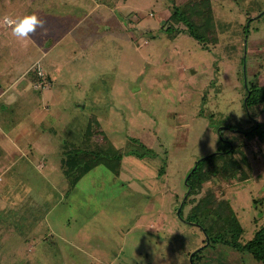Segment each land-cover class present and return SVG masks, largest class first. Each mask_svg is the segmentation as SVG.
Masks as SVG:
<instances>
[{
  "label": "rangeland",
  "instance_id": "1",
  "mask_svg": "<svg viewBox=\"0 0 264 264\" xmlns=\"http://www.w3.org/2000/svg\"><path fill=\"white\" fill-rule=\"evenodd\" d=\"M187 1L0 0V21H44L27 40L0 24V85L20 87L0 100V264H191L202 235L178 215L186 174L230 144L244 175L222 171L209 188L231 200L242 241L251 236L264 108L244 99L247 81L264 84V0H209L217 41L206 47L166 31L172 3ZM38 70L46 83L35 89ZM93 119L121 151L122 172L99 164L71 185L62 163L100 141L87 135ZM203 254V264H250Z\"/></svg>",
  "mask_w": 264,
  "mask_h": 264
},
{
  "label": "trees",
  "instance_id": "2",
  "mask_svg": "<svg viewBox=\"0 0 264 264\" xmlns=\"http://www.w3.org/2000/svg\"><path fill=\"white\" fill-rule=\"evenodd\" d=\"M210 9L209 0H190L183 4L173 2L171 14L166 20V23H169L166 31L169 35L184 32L204 47L216 43L214 17ZM262 14H264V10L257 17ZM179 23L184 25V29L174 27ZM247 31L245 28V32ZM245 88L244 106L260 104L264 108V84L260 86L255 81H247ZM257 128L258 126L254 125L253 130L255 131ZM252 131L247 130L245 134L252 135ZM93 134L100 140L94 144L93 148L88 151L70 150L63 160L62 166L65 168L66 175L72 176L69 177L71 178V185H74L89 169L99 164L106 166L114 174L121 175L122 153L109 143L104 130L94 119L90 121L87 127L88 137L90 138ZM219 134L221 133L219 132ZM260 136L261 139H264L263 133ZM235 152L236 149L230 144L225 151L216 150L201 156L186 174L185 185L188 190L180 204L178 215L180 218H184V222L197 226L202 235L201 245L188 253L191 255V264L204 263L203 251L205 249L212 256L217 251H224L231 257H237L236 260L240 259L243 263L244 257L247 260L245 261L250 264H264V221L258 224L259 220L264 218V197L252 199L251 203L255 211V216L252 219L253 224H257V226L252 230L251 236L242 241L245 227L238 219L231 200L219 196L212 188H209L208 181H211L214 176L229 170L232 171V177L236 176L238 171L243 172L240 164L234 158ZM216 161H221V166ZM222 171L223 173H221ZM205 183L208 186H206L203 196L184 217L183 208L188 196L198 193Z\"/></svg>",
  "mask_w": 264,
  "mask_h": 264
},
{
  "label": "clouds",
  "instance_id": "3",
  "mask_svg": "<svg viewBox=\"0 0 264 264\" xmlns=\"http://www.w3.org/2000/svg\"><path fill=\"white\" fill-rule=\"evenodd\" d=\"M4 21L10 28L11 35L17 40H27L38 28H44V21L36 13H25L14 18L5 17Z\"/></svg>",
  "mask_w": 264,
  "mask_h": 264
},
{
  "label": "crops",
  "instance_id": "4",
  "mask_svg": "<svg viewBox=\"0 0 264 264\" xmlns=\"http://www.w3.org/2000/svg\"><path fill=\"white\" fill-rule=\"evenodd\" d=\"M6 17V16H5ZM4 18V17H3ZM2 18V19H3ZM2 19H1V21H2ZM0 21V24L1 25H3L2 24V22ZM4 26V25H3ZM19 81H18V79H14L8 86H6V87H4V88H1V85H0V100L2 99V98H5V96L7 95V94H9V92L12 90V89H16V95L18 96V95H20V87L18 86L19 84ZM16 87H18V89L16 88ZM4 107V106H3ZM18 133H19V136H20V128H19V130H18ZM29 133H31V132H29L28 130H26L25 129V131L23 132V135L24 136H26V135H28ZM29 136V135H28ZM27 136V137H28Z\"/></svg>",
  "mask_w": 264,
  "mask_h": 264
},
{
  "label": "built area",
  "instance_id": "5",
  "mask_svg": "<svg viewBox=\"0 0 264 264\" xmlns=\"http://www.w3.org/2000/svg\"><path fill=\"white\" fill-rule=\"evenodd\" d=\"M3 23H4V25L6 26V27H8L7 25H6V23H5V21H4V18H3ZM37 77H38V79L40 80L37 84H35V89H37V88H40V87H42L43 85H45V83H43L42 82V77H43V75H42V72L40 71V70H38L37 72Z\"/></svg>",
  "mask_w": 264,
  "mask_h": 264
},
{
  "label": "water",
  "instance_id": "6",
  "mask_svg": "<svg viewBox=\"0 0 264 264\" xmlns=\"http://www.w3.org/2000/svg\"><path fill=\"white\" fill-rule=\"evenodd\" d=\"M190 258H191V256H190Z\"/></svg>",
  "mask_w": 264,
  "mask_h": 264
}]
</instances>
